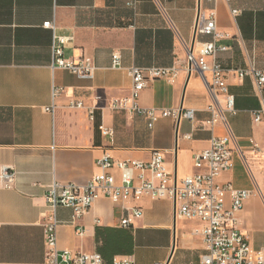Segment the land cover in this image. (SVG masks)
<instances>
[{
	"label": "crops",
	"instance_id": "1",
	"mask_svg": "<svg viewBox=\"0 0 264 264\" xmlns=\"http://www.w3.org/2000/svg\"><path fill=\"white\" fill-rule=\"evenodd\" d=\"M0 0V166L16 173L11 190L0 189V264H45L42 214L44 195L53 182L84 185L97 173L96 159L107 152L114 161L147 163L157 152L173 184L194 173L192 158L209 146L212 136L227 134L217 123L209 127L212 100L200 73L185 68L187 49L210 41L195 35L199 14H214L217 31L227 35L225 52L215 60L225 73L234 98L235 115L225 114L234 139L233 168L220 183L236 189L264 188V123L255 124L251 112L259 108L250 78L239 80L235 70L253 66L264 70V0ZM239 11L232 16L231 11ZM73 37L64 49L69 59L89 57L92 79H80L52 69L53 32ZM120 69L111 68L112 55ZM211 63L212 60L208 59ZM174 68V84L155 80L141 92L144 109L194 111L193 120L162 118L151 129L146 121L111 103L131 89L130 67ZM209 83V74L204 75ZM54 87L65 92L52 99ZM80 101L84 110L68 107ZM220 101L222 99L220 98ZM54 105V117L43 109ZM86 108H94L90 122ZM100 127L112 136L101 134ZM250 141L259 150H254ZM118 178L117 171H114ZM126 207H139L142 217L120 228V208L106 199L96 201L76 222L72 210L55 211L57 248L98 253L106 264L114 257H131L135 264H201L205 254L197 221L175 216L170 200L144 197ZM237 228L255 250H264V201L250 197L237 214Z\"/></svg>",
	"mask_w": 264,
	"mask_h": 264
},
{
	"label": "built area",
	"instance_id": "2",
	"mask_svg": "<svg viewBox=\"0 0 264 264\" xmlns=\"http://www.w3.org/2000/svg\"><path fill=\"white\" fill-rule=\"evenodd\" d=\"M128 8L136 10L137 0H127ZM239 11H231L237 16ZM43 27L53 32L52 69L69 72L80 79H92L95 71L91 59L86 56L69 59L64 56V49L73 42V37L57 36L54 25L45 23ZM195 35L207 36L211 40L199 43L197 49H187L185 68L188 74L197 70L211 97V104L207 110L210 119L206 122L209 127L221 123L226 127L227 134L222 137L212 136L209 146L192 158L194 173L184 177L179 183L173 184L172 173L164 168L163 157L160 153H153L147 163L125 160L114 161L104 152L96 159L94 165L97 173L84 185L61 183L53 181L46 189L44 200L47 211L42 214L41 227L44 237L45 264H106L98 253L72 252L57 248V227L55 211L58 207L72 210L71 224L75 226V235L82 237L84 229L76 226L91 209L92 205L106 199L117 205L121 210L120 228H129L136 219L142 217L139 207L127 208L129 202H138L147 197L151 201L170 200L174 203L175 216L185 221L200 223V236L203 241L205 254L201 264H264V250L253 249L237 228V214L243 209L245 202L252 196H258L264 201V188L254 190L236 189L231 183H220L223 173L233 168L235 139L227 126L225 114L235 115L234 98L229 93L225 81V73L221 65L215 60L217 53L225 52L227 47L221 41L227 35L217 31L215 17L210 13L208 17L199 14L194 23ZM208 59L212 62L209 63ZM111 68L120 69L119 56L114 53L111 58ZM209 74V83L204 75ZM239 80L250 78L254 93L259 100V108L251 112L255 124L264 123V70L253 66L235 70ZM127 75L131 80V89L127 97L116 99L111 103L114 111H123L129 115L143 118L147 127L162 118L193 120L194 111H166L158 109H144L139 106L138 99L141 92L155 80H164L174 84L177 71L174 68L130 67ZM65 92L64 88L54 87L52 99L55 100ZM220 98L222 101H220ZM68 107L73 110H84L80 101H72ZM54 117V105L43 109ZM88 120H94V108H86ZM101 134L112 136L111 131L100 127ZM254 150L259 147L250 141ZM114 171H117L118 178ZM16 173L9 167L0 166V189L11 190L14 187ZM111 264H135L131 257H114ZM154 264H169L158 262Z\"/></svg>",
	"mask_w": 264,
	"mask_h": 264
}]
</instances>
